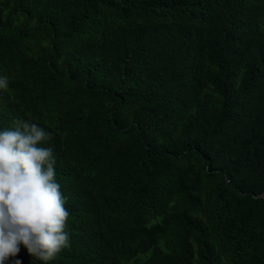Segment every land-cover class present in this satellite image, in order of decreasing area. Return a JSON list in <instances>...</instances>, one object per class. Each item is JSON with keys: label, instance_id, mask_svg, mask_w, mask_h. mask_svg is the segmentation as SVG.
<instances>
[{"label": "trees", "instance_id": "trees-1", "mask_svg": "<svg viewBox=\"0 0 264 264\" xmlns=\"http://www.w3.org/2000/svg\"><path fill=\"white\" fill-rule=\"evenodd\" d=\"M4 76L68 197L47 264H264V0H0Z\"/></svg>", "mask_w": 264, "mask_h": 264}, {"label": "clouds", "instance_id": "clouds-1", "mask_svg": "<svg viewBox=\"0 0 264 264\" xmlns=\"http://www.w3.org/2000/svg\"><path fill=\"white\" fill-rule=\"evenodd\" d=\"M8 87V77H0V90ZM51 139L23 119L0 130V264H22L15 259L20 245L45 264L70 246L68 197L56 181L53 148L41 146Z\"/></svg>", "mask_w": 264, "mask_h": 264}, {"label": "water", "instance_id": "water-1", "mask_svg": "<svg viewBox=\"0 0 264 264\" xmlns=\"http://www.w3.org/2000/svg\"><path fill=\"white\" fill-rule=\"evenodd\" d=\"M257 196H262V197H264V192L258 193Z\"/></svg>", "mask_w": 264, "mask_h": 264}]
</instances>
